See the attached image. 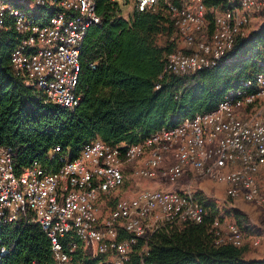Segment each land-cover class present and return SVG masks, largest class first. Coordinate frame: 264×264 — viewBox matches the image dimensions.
<instances>
[{
  "label": "built area",
  "instance_id": "built-area-1",
  "mask_svg": "<svg viewBox=\"0 0 264 264\" xmlns=\"http://www.w3.org/2000/svg\"><path fill=\"white\" fill-rule=\"evenodd\" d=\"M109 1L120 6L130 0ZM131 1L139 11L165 9L179 30L182 45L168 55L160 79L217 66L237 37L247 34L254 15L264 10V0H223L211 22L206 0ZM16 2L23 7L0 0V28L10 18L19 36L10 58L15 77L37 89L45 102L75 110L82 100L78 86L83 45L90 29L102 22L97 1ZM43 9L52 10L47 22L36 16ZM89 67L96 69V63ZM169 154L174 160L165 170L170 182L188 174L193 180L211 178L225 186L229 199L264 209V71L242 81L215 109L164 126L138 143L125 146L95 139L75 159L55 146L49 157L56 159V170L35 160L18 172L14 150L0 144V227L31 214V221L49 237L56 264H74L78 242L89 257L111 256L112 264H130L134 246L141 244L139 259L144 264L157 231L201 223L208 210L190 189L138 190L118 198L107 217H102L101 198L112 196L123 183L125 165L144 157L135 175L151 179ZM211 232L216 244L245 245L243 228L236 222L216 217ZM259 244L258 239L253 242ZM7 253L2 247L0 260Z\"/></svg>",
  "mask_w": 264,
  "mask_h": 264
},
{
  "label": "trees",
  "instance_id": "trees-1",
  "mask_svg": "<svg viewBox=\"0 0 264 264\" xmlns=\"http://www.w3.org/2000/svg\"><path fill=\"white\" fill-rule=\"evenodd\" d=\"M96 1L102 22L90 29L83 45L78 86L82 100L75 110L45 102L37 89L15 77L10 58L19 36L10 18L0 28V144L14 150L18 172L35 160L56 170V159L49 157L55 146L75 159L95 139L125 146L138 143L164 126L215 109L242 81L264 71L263 22L238 36L217 66L160 79L168 55L180 47L171 16L162 8L134 10L126 20L117 17L119 5ZM206 2L221 5L223 0ZM51 13L43 9L36 16L47 22ZM174 30L176 37L158 43L159 35L168 37ZM90 62L96 69L89 67ZM200 201L208 210L204 221L157 231L144 264H264V258L247 260L245 245L216 244L211 224L217 215ZM32 219L31 214L20 215L0 227V250L8 249L0 264H56L49 237ZM140 251L141 244L135 245L130 264H141ZM102 258L89 257L78 242L73 263L112 264L102 263Z\"/></svg>",
  "mask_w": 264,
  "mask_h": 264
},
{
  "label": "rangeland",
  "instance_id": "rangeland-1",
  "mask_svg": "<svg viewBox=\"0 0 264 264\" xmlns=\"http://www.w3.org/2000/svg\"><path fill=\"white\" fill-rule=\"evenodd\" d=\"M209 15L208 20L212 22L214 14L216 11L220 10V3L219 4H212L209 6ZM135 7L133 1H129L127 4H122L118 7L117 17H122L126 20L130 19V16L134 12ZM166 14L168 13L165 9L163 10ZM264 15V11L259 12L258 16ZM258 26V24H251L247 29V34L251 32V29ZM246 34V35H247ZM176 30L172 32L170 36L166 35H159L157 37L159 44H164L166 41L169 40V37L175 36L176 37ZM180 46L182 45L181 42ZM200 179V178H199ZM208 181V186L204 182L203 179L199 180L202 182L199 185L203 188L201 200L211 208L212 212H215L217 218L222 220H231L233 222L238 223L244 231L245 234V249L247 251H255L258 253L259 250L264 249V224L260 223V212L257 209L251 210L249 205L241 204L239 200H231L226 196L222 185H220L217 181L206 178ZM181 180V179H180ZM179 180V182H180ZM178 182V181H177ZM205 190V191H204ZM259 206V205H258ZM260 207V206H259ZM261 208V207H260ZM259 208V209H260ZM262 209V208H261ZM222 214V215H220ZM257 217V218H256ZM256 218V219H255ZM258 222V223H256ZM255 239L260 240V244L258 247L252 246V241ZM113 259L111 256H103L102 263H112Z\"/></svg>",
  "mask_w": 264,
  "mask_h": 264
},
{
  "label": "crops",
  "instance_id": "crops-1",
  "mask_svg": "<svg viewBox=\"0 0 264 264\" xmlns=\"http://www.w3.org/2000/svg\"><path fill=\"white\" fill-rule=\"evenodd\" d=\"M258 14L259 13H256L251 21V24H258V26L252 28L251 31L258 29L260 25L264 22V15L258 16ZM143 161H144V157L139 158L135 160L134 162L125 165L123 183L115 190L112 196L101 198V204L103 207L102 217H107L110 214L118 198L133 196L138 190H141V189H160L164 191H179V192H185L186 190L190 189L195 195L198 196L199 199H201L204 187H200L199 185H202L200 183L204 182L206 184L205 187H207L209 184L206 178H203L202 182H199V180H201L202 178L193 180L190 174L181 177L180 178L181 180L179 179L180 182L179 180L178 182L177 181L170 182L166 177L165 170L169 168L174 162L171 154H169L166 157V159L161 163L158 169L157 176L151 179L139 178L135 175V170L143 164ZM260 182L264 186V173L260 175ZM219 184L222 185L221 189H224L225 191V186L221 183ZM237 200L241 201L240 202L241 204L249 205V208L251 210H255L258 208L260 212V219H261L259 222L264 224V209L263 208L261 209L256 203H253V202H248L243 199H236L235 201ZM255 240L256 239L254 238V240L252 241V246ZM245 258L247 260L263 259L264 249L259 250L258 253L255 251H247L245 253Z\"/></svg>",
  "mask_w": 264,
  "mask_h": 264
}]
</instances>
